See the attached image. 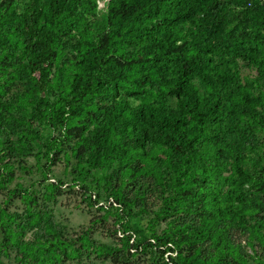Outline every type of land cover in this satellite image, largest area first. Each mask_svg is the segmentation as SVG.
<instances>
[{"label": "trees", "instance_id": "1", "mask_svg": "<svg viewBox=\"0 0 264 264\" xmlns=\"http://www.w3.org/2000/svg\"><path fill=\"white\" fill-rule=\"evenodd\" d=\"M14 1L3 0L0 17ZM100 1L103 9L96 0H30L14 16L20 64L30 90L41 96L32 101L26 133L36 137L40 122L72 137L74 181L83 190L91 185L89 172L106 174L134 161L135 174L146 169L160 191L162 219L183 205L203 217L197 234L178 227L155 238L159 247L175 246L160 253L174 254L171 264H188L193 253L179 248L208 241L213 263L226 264L230 229L261 240L256 225L264 226V142L255 141L264 133V0ZM65 37L74 41L69 66L50 83ZM242 67L254 75L242 79ZM64 80L50 100L46 92ZM50 143L48 150L57 145ZM101 180L106 199L131 208L132 200L111 187V176ZM45 216L0 210L4 243L18 247L19 236L34 231L29 252L41 255L35 264L72 257L74 245ZM234 261L244 264L240 255Z\"/></svg>", "mask_w": 264, "mask_h": 264}, {"label": "rangeland", "instance_id": "2", "mask_svg": "<svg viewBox=\"0 0 264 264\" xmlns=\"http://www.w3.org/2000/svg\"><path fill=\"white\" fill-rule=\"evenodd\" d=\"M96 1L97 8L103 9L104 1ZM2 2L0 0V15L5 10ZM29 2L15 0L7 9L8 15L0 17V210L8 216H20L29 210L43 212L46 218L52 217L62 241L67 240L76 250L72 257L63 256L55 264H171L170 258H174V254L167 251L161 254L159 250H165L170 245L175 249V246L159 247L155 238L162 237L168 230L172 233L178 227L188 233L194 231L192 235L199 233L203 221L199 212L193 211L194 208L189 212L183 205L172 216L162 219L159 214L162 207L159 189L146 169L135 174L137 164L132 160H127L120 167L112 165L106 174L102 171L89 172L87 183L91 185L83 190L82 183L74 181L77 169L71 153L77 148L75 140L66 137L59 126L50 129L40 122L34 123L38 131L36 137L26 133L32 101L41 96L34 95L30 90L20 64L14 16L21 15ZM73 44L69 37L60 40L50 70V83L54 75L59 76V81L67 72ZM253 75L249 68L242 67L240 70L242 79ZM41 76L40 72L34 75L36 79ZM60 84L58 89L54 87L46 92L50 100L56 99L60 88L63 90L65 80ZM51 140L57 145H51L48 150ZM255 141L258 144L264 142V133H257ZM147 163L142 162L140 166L145 167ZM252 166L249 163V167ZM252 171L258 173L260 168ZM105 176L112 177L110 185L116 192L132 200L130 209H119V206L113 205L111 197L106 199L101 180ZM260 201L264 205V194L260 196ZM260 214V217L264 216V213ZM256 228L257 233L262 235L261 240L256 234L249 237L247 232L238 228L230 229L228 237L233 251L229 258L225 255L226 264H237L234 261L237 255L241 256L244 264H264V226L256 225ZM33 232L19 236L18 247L6 245L4 229L0 224V264H35L36 259H41L40 254L29 252L35 243ZM179 249L184 250L185 256L193 253L194 257L188 260V264H214L216 251L208 241H200L193 248L183 245ZM47 264H50L49 260Z\"/></svg>", "mask_w": 264, "mask_h": 264}, {"label": "built area", "instance_id": "3", "mask_svg": "<svg viewBox=\"0 0 264 264\" xmlns=\"http://www.w3.org/2000/svg\"><path fill=\"white\" fill-rule=\"evenodd\" d=\"M260 2L263 1V0H259Z\"/></svg>", "mask_w": 264, "mask_h": 264}]
</instances>
